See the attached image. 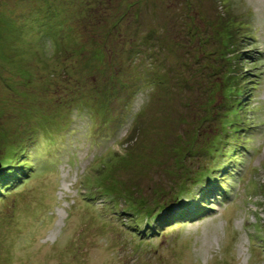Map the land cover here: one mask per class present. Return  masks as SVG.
<instances>
[{
  "label": "rangeland",
  "instance_id": "374dc122",
  "mask_svg": "<svg viewBox=\"0 0 264 264\" xmlns=\"http://www.w3.org/2000/svg\"><path fill=\"white\" fill-rule=\"evenodd\" d=\"M2 169L0 264H264V0H0Z\"/></svg>",
  "mask_w": 264,
  "mask_h": 264
},
{
  "label": "trees",
  "instance_id": "16d2710c",
  "mask_svg": "<svg viewBox=\"0 0 264 264\" xmlns=\"http://www.w3.org/2000/svg\"><path fill=\"white\" fill-rule=\"evenodd\" d=\"M189 12L190 11L186 8L184 10V16L182 15V17L184 19L188 20L190 18V15H188ZM213 24H214V26H212V28L215 31V33L219 36V41L222 43L220 58L222 60H224V62H225L223 67L221 68V71H220V75L221 76L219 78L220 85H218L219 86L218 89L221 90V87L227 86V82H228L229 85L234 84L235 80L237 78V77H234V76H229V72L230 71H228V68H227V63L229 62V60L227 59V55L233 48L236 47V41L235 40L238 39V36H236V34L232 32V30H233L232 21L230 19H226V14L220 13L219 17H218V20L214 21ZM181 27L183 28V23L181 24ZM183 30H184L185 34H188V36H191V37L194 36L195 40L200 38L199 34H192V33H190V30H188L189 32L187 33L186 32L187 31L186 28H183ZM107 39H109V35H108ZM176 42H177L178 46L179 45L181 46V44L178 41H176ZM199 44H200V47L203 48L200 40H199ZM195 52H197L198 54L201 52L200 55L203 54L202 50H200V49H195ZM230 74H232V73H230ZM183 86H186L185 83H183ZM218 89H216V90H218ZM237 97H238V95H237ZM223 99L228 100L226 95L223 96ZM231 99L233 100V97H231ZM233 102L235 103V105L240 104V100L239 99H235ZM232 107H234V105H232ZM3 171H5V169H2L0 171V174ZM16 177H18V176L17 175H12L11 172H7L6 175H0V187H3L4 189H7L11 184L14 183V181L16 180ZM3 192H6V191H3ZM222 197H224V193H221V198ZM186 201H187V199H185V198H183L181 200V202H184V203ZM194 205H197L196 207L201 209L203 204L198 203V204H194Z\"/></svg>",
  "mask_w": 264,
  "mask_h": 264
},
{
  "label": "bare ground",
  "instance_id": "6f19581e",
  "mask_svg": "<svg viewBox=\"0 0 264 264\" xmlns=\"http://www.w3.org/2000/svg\"><path fill=\"white\" fill-rule=\"evenodd\" d=\"M134 4V3H133ZM128 117V116H127Z\"/></svg>",
  "mask_w": 264,
  "mask_h": 264
}]
</instances>
